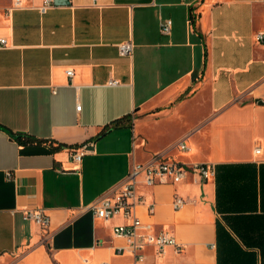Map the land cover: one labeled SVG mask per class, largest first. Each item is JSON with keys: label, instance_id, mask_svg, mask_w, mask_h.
<instances>
[{"label": "crops", "instance_id": "obj_1", "mask_svg": "<svg viewBox=\"0 0 264 264\" xmlns=\"http://www.w3.org/2000/svg\"><path fill=\"white\" fill-rule=\"evenodd\" d=\"M21 1L0 0V264H135L113 233L129 220L90 206L157 157L216 174L139 177L142 230L183 246H146L142 264H264V0ZM38 209L48 229L24 220Z\"/></svg>", "mask_w": 264, "mask_h": 264}, {"label": "built area", "instance_id": "obj_2", "mask_svg": "<svg viewBox=\"0 0 264 264\" xmlns=\"http://www.w3.org/2000/svg\"><path fill=\"white\" fill-rule=\"evenodd\" d=\"M54 3L52 0H45L43 5L39 7L40 11L45 12L47 8ZM21 0H14L13 6L20 7ZM172 29V20L163 19L160 21V32L163 35H169ZM259 41L264 40V34H258ZM7 41L5 38L0 39V47H6ZM121 55L129 56L133 52V44L131 41L122 42L119 45ZM73 70L67 71V76L72 77ZM110 85H117L116 80H111ZM81 106H77L80 110ZM178 147L181 150H188V146L183 142H178ZM86 147H82L72 151L71 159L74 162L80 163L83 157L87 154ZM255 152L261 153V148L257 147ZM191 171H195L203 180H207L216 174V167L213 164H192L186 165L175 161H163L161 158H154L149 163H135L128 173L127 179L119 191L111 197L102 198L94 202L90 208L94 210L95 216L100 219H111L117 216L129 220V223L119 224L114 228V236L122 238L126 241V247H119L118 253L130 252L134 257L135 264H142L146 261V256L143 249L146 246H156L160 251L168 246H173L176 252H180L183 246L177 243L176 239L166 231L153 232L142 230V222L135 213L136 205L141 201L137 194V186L139 177L143 175L144 183L147 186L167 183H180L185 180ZM11 174L8 173V177ZM187 201L181 196H176L173 202L175 209L184 206ZM150 212L154 211L152 205L149 206ZM23 218L26 221H31L43 229H48L50 225V217L44 210H25ZM214 246V245H213Z\"/></svg>", "mask_w": 264, "mask_h": 264}, {"label": "trees", "instance_id": "obj_3", "mask_svg": "<svg viewBox=\"0 0 264 264\" xmlns=\"http://www.w3.org/2000/svg\"><path fill=\"white\" fill-rule=\"evenodd\" d=\"M121 126H122V121H116V122L112 123V125L109 126L107 129H105V130L100 134V136L103 135L107 130H110V129H113V128H119V127H121ZM22 135H23V134H19V135H18V139H19V141H21V142H31V141H33V138H28V139L22 140V139H21V137H23ZM97 138H98V136H97ZM97 138H96V139H97Z\"/></svg>", "mask_w": 264, "mask_h": 264}, {"label": "rangeland", "instance_id": "obj_4", "mask_svg": "<svg viewBox=\"0 0 264 264\" xmlns=\"http://www.w3.org/2000/svg\"><path fill=\"white\" fill-rule=\"evenodd\" d=\"M179 134V130L178 129H171L167 135L165 136V138L160 139L159 140V145H162V142L164 140V143H167L169 141H171L173 138H175L177 135Z\"/></svg>", "mask_w": 264, "mask_h": 264}, {"label": "water", "instance_id": "obj_5", "mask_svg": "<svg viewBox=\"0 0 264 264\" xmlns=\"http://www.w3.org/2000/svg\"><path fill=\"white\" fill-rule=\"evenodd\" d=\"M63 0H54V4H62ZM260 103H262L261 101H258Z\"/></svg>", "mask_w": 264, "mask_h": 264}]
</instances>
